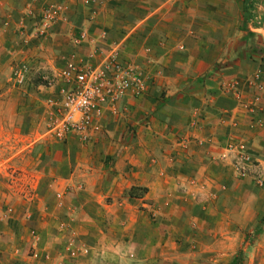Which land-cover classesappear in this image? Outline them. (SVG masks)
I'll return each mask as SVG.
<instances>
[{
  "label": "crops",
  "instance_id": "obj_1",
  "mask_svg": "<svg viewBox=\"0 0 264 264\" xmlns=\"http://www.w3.org/2000/svg\"><path fill=\"white\" fill-rule=\"evenodd\" d=\"M243 1L0 0V264H229L246 246L264 189L226 157L245 141L264 164V111L241 107L264 74V0L247 24ZM117 47L145 94L90 143L48 138L66 61L101 66ZM233 80L244 102L222 92Z\"/></svg>",
  "mask_w": 264,
  "mask_h": 264
},
{
  "label": "built area",
  "instance_id": "obj_2",
  "mask_svg": "<svg viewBox=\"0 0 264 264\" xmlns=\"http://www.w3.org/2000/svg\"><path fill=\"white\" fill-rule=\"evenodd\" d=\"M61 11L49 7L42 12L39 36H46L59 19ZM119 47L112 51L111 56L101 66L92 61L83 64L74 56L66 61V67L60 72L59 78L65 86L60 90L61 101L54 108L48 119L46 136L55 141H66L75 137L83 144L90 143L94 136L102 131V120L110 116L117 118L124 111L121 105L130 99H139L147 89V80L138 65L120 60ZM28 69L20 68L13 73L18 85L26 80ZM264 74L257 71L246 81V85L255 90L257 95L241 107L249 114L264 111L261 105L264 93ZM242 84L233 80L221 85L222 92L244 102ZM260 120L252 121L251 128L262 127ZM233 172L239 179L252 178L261 187L264 186V164L256 160L245 141L231 140L227 148ZM36 239V234L32 235ZM72 257L87 249L79 248L75 238L69 242ZM38 255L35 254V257Z\"/></svg>",
  "mask_w": 264,
  "mask_h": 264
},
{
  "label": "trees",
  "instance_id": "obj_3",
  "mask_svg": "<svg viewBox=\"0 0 264 264\" xmlns=\"http://www.w3.org/2000/svg\"><path fill=\"white\" fill-rule=\"evenodd\" d=\"M246 6V17L245 24L254 20V7H252L251 2H247V0L243 1ZM264 234V219L247 235L246 242H250V247L254 245V242L258 240ZM247 259L246 251L244 247L240 248L236 256L229 264H245Z\"/></svg>",
  "mask_w": 264,
  "mask_h": 264
},
{
  "label": "rangeland",
  "instance_id": "obj_4",
  "mask_svg": "<svg viewBox=\"0 0 264 264\" xmlns=\"http://www.w3.org/2000/svg\"><path fill=\"white\" fill-rule=\"evenodd\" d=\"M246 179H250V181L252 180V182L255 184V186L260 189L263 190L264 186L261 187L257 184V182L252 179V178H246ZM241 180H245V179H241ZM258 203L259 204H263L264 206V192L262 193V198L258 199ZM3 217H5V215H1L0 214V219H2ZM264 219V211L263 214L258 218V220L254 223V225L252 227H250V229L246 232L247 235ZM36 234L35 232H32V235ZM244 249L246 251V262L245 264L249 263V256L252 257V255L255 254V259H256V264H264V234L254 242V245L252 247H250V242H247L246 246H244Z\"/></svg>",
  "mask_w": 264,
  "mask_h": 264
}]
</instances>
